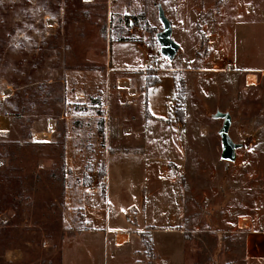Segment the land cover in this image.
Instances as JSON below:
<instances>
[{
  "label": "rangeland",
  "instance_id": "rangeland-1",
  "mask_svg": "<svg viewBox=\"0 0 264 264\" xmlns=\"http://www.w3.org/2000/svg\"><path fill=\"white\" fill-rule=\"evenodd\" d=\"M159 3L0 0V264H62L64 241L85 228L86 207L95 211L93 188L103 218L124 223L128 215L136 223L144 196L156 227L181 229L184 257L181 234L154 236L170 264H246L244 237L231 231L234 210L254 205L260 194L250 186L264 178V74L253 69L264 67V0H246L234 20L241 66L198 69L205 57L228 56L224 22L213 28L219 39L199 31V48L193 37L177 39L172 62L156 55L175 71L180 151L176 131L147 124L134 73L112 64L113 57L115 65L140 69L153 45L160 50ZM139 73L148 80L156 72ZM251 73L256 86L247 85ZM173 105L170 96L163 108L169 113ZM218 112L231 115L230 136L242 145L232 163L221 157ZM172 193L185 203L179 225H170ZM143 241L150 244L149 233ZM85 246L83 239L70 244L65 264Z\"/></svg>",
  "mask_w": 264,
  "mask_h": 264
},
{
  "label": "crops",
  "instance_id": "crops-1",
  "mask_svg": "<svg viewBox=\"0 0 264 264\" xmlns=\"http://www.w3.org/2000/svg\"><path fill=\"white\" fill-rule=\"evenodd\" d=\"M245 1L246 0H160L159 5L162 6L167 18L172 24V37L176 43L179 38L185 40L193 37L195 40V48H199L201 47L199 31L207 33L210 38L214 37L219 39L220 36L218 34H213V28L216 26L217 22H224L227 24L226 35L222 36V38L227 40L228 56L226 55L221 61L209 56L197 62L199 66L198 69L215 71L218 70L217 68H223L225 65L241 66L240 43L239 37H237L234 20L235 18L239 19V17H241L240 8ZM225 7H228L229 9L227 10ZM247 7L250 8V6ZM218 8H223L224 11H228V16L225 18L219 14L220 11ZM248 19H245L244 21L247 23ZM212 23L215 24L210 26ZM118 43L140 44L142 42ZM182 44L184 43L182 42ZM152 49L153 51H149L147 59L144 60L143 68L132 69L115 65L113 57L112 64L117 71L134 73V76L136 77V87L144 89L146 106L150 114L147 124L153 122L158 126L157 131L160 133H173L176 131L178 133L177 136H180L182 132H185V128L181 125L175 124V108L180 101L175 81V71L169 70L166 62L163 63L161 58L156 57L160 51L158 46L153 45ZM149 59L161 60L163 67V70H159L154 74V76L159 79V83L152 87H147V77L143 73H139L144 70L145 62ZM253 69L254 71L264 74L263 66ZM128 86L130 87V84ZM129 87L126 86V88ZM170 96L174 99V105L168 113L166 109L163 108V105ZM159 124L165 126H159ZM143 133L144 131L140 132V134ZM179 140L178 147L180 151L183 150L181 136L179 137ZM179 155L181 156L180 153ZM250 187L256 189L257 194L259 193L260 195H257L258 197L255 196L256 201L253 206L234 210L237 215L232 221L233 228L231 233H237V236L242 235V237H244L243 260L246 264H264V178H261L257 183L251 184ZM107 189L108 186L106 187L105 194H107ZM91 191L93 192L92 199H94L93 205H95V211H92L93 208L90 209L86 207L87 217L85 228L81 233L76 234L71 238H67L64 241L62 248V264H65L67 260L66 248L70 246V244L72 245L76 243V241L82 239L86 241V246L83 250V252L86 253L78 255L72 259L70 261L71 264H156V261L160 259L166 264H170L171 259H169V257H160V253L154 241V236L158 232L167 231L181 234V242L178 251L180 256H185L184 233L181 229H177L176 226L172 228L156 227L151 215L145 213V207H147L149 202L142 201L145 199L144 196L141 197V202L139 203L142 208L139 209L140 213L143 214V216L140 215L141 219L138 220L137 218L136 223H130L127 215L126 222L123 223L120 221L118 223L117 220H112L113 218L109 214L107 215V218H103L101 209H99L100 207L98 208V201L102 197L99 196L100 191L98 188H93ZM170 198L174 201V203H172L173 210L171 209L172 217L169 219L170 225H179L181 221L183 223V219L177 217L176 214H178L180 207L183 208V210L185 209V203L181 197L175 193H172ZM132 219L133 218H131V220ZM241 219L246 220L248 226L240 227L239 223ZM116 231H122L127 235V239L121 244L117 242L118 235L116 234ZM143 232L149 233L150 235V245L155 259H151L152 257L147 253L143 241Z\"/></svg>",
  "mask_w": 264,
  "mask_h": 264
},
{
  "label": "water",
  "instance_id": "water-1",
  "mask_svg": "<svg viewBox=\"0 0 264 264\" xmlns=\"http://www.w3.org/2000/svg\"><path fill=\"white\" fill-rule=\"evenodd\" d=\"M158 18L163 25V30L156 35L158 45L160 46V53L163 58L172 62L176 58L180 46L172 37V24L161 5H158ZM214 118L222 119L223 121L222 128L219 131L222 143L221 157L226 163L235 162L237 157L236 152L238 149L242 148V145L235 143L230 136L232 117L229 113L218 112Z\"/></svg>",
  "mask_w": 264,
  "mask_h": 264
},
{
  "label": "bare ground",
  "instance_id": "bare-ground-1",
  "mask_svg": "<svg viewBox=\"0 0 264 264\" xmlns=\"http://www.w3.org/2000/svg\"><path fill=\"white\" fill-rule=\"evenodd\" d=\"M87 1H92V0H87ZM246 82L248 86H256L259 83V78L256 74H248L246 77ZM129 87L128 84H125V87ZM44 137H47V135H44ZM240 227H246L248 226L246 223V220L241 219L240 220ZM118 238H117V242L118 243H123L126 239H127V235H125L122 231L118 232Z\"/></svg>",
  "mask_w": 264,
  "mask_h": 264
},
{
  "label": "built area",
  "instance_id": "built-area-1",
  "mask_svg": "<svg viewBox=\"0 0 264 264\" xmlns=\"http://www.w3.org/2000/svg\"><path fill=\"white\" fill-rule=\"evenodd\" d=\"M144 40H147V37L144 38ZM159 70H163L161 60L159 59H149L145 62V68H144V73H155ZM130 213L135 215L138 214V210L135 208L130 209ZM119 231H116V234H118Z\"/></svg>",
  "mask_w": 264,
  "mask_h": 264
},
{
  "label": "trees",
  "instance_id": "trees-1",
  "mask_svg": "<svg viewBox=\"0 0 264 264\" xmlns=\"http://www.w3.org/2000/svg\"><path fill=\"white\" fill-rule=\"evenodd\" d=\"M158 83H159V79L156 76L150 77L147 80V87L154 86V85H156ZM179 99H180V95H179ZM176 114H177V118H178L181 115V112L177 110ZM182 116H183V114H182ZM144 244H145L147 253L149 254L150 257H152L153 252H152L151 245L148 242H146V241H144Z\"/></svg>",
  "mask_w": 264,
  "mask_h": 264
}]
</instances>
